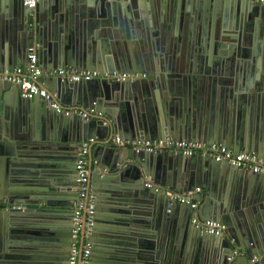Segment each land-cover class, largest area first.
Masks as SVG:
<instances>
[{"label":"water","instance_id":"water-1","mask_svg":"<svg viewBox=\"0 0 264 264\" xmlns=\"http://www.w3.org/2000/svg\"><path fill=\"white\" fill-rule=\"evenodd\" d=\"M146 2L0 0V65L25 66L34 46L42 85L62 108L0 81V201L9 205L0 209V264H61L85 240L88 264H251L264 255L263 174L113 142L171 135L264 156V4ZM58 66L99 75L63 81ZM67 105L94 113L66 115ZM90 137L98 206L90 234L74 237L75 160ZM198 184L199 218L224 224L221 235L196 227L194 209L161 191Z\"/></svg>","mask_w":264,"mask_h":264},{"label":"built area","instance_id":"built-area-1","mask_svg":"<svg viewBox=\"0 0 264 264\" xmlns=\"http://www.w3.org/2000/svg\"><path fill=\"white\" fill-rule=\"evenodd\" d=\"M260 4H264V0H252ZM23 4L28 8H33L37 4V0H23ZM54 74L60 77L61 80L88 81L92 77L98 76V71L89 72L79 68H72L69 66H58L52 70ZM43 70L37 63V54L34 46L28 47L27 64L16 65L10 68H0V80L8 81L19 87L20 93L23 97L32 98L38 95L44 98L49 106L54 110L60 112L62 108L60 104L54 99L45 86L42 85ZM111 76L117 80H125L140 76V74L130 73H116L113 72ZM145 76V74H141ZM77 112L81 117L88 118L94 113V108L89 107L86 110L78 108H66L64 113L66 115ZM94 137H90L82 141L77 150V157L75 160V182L79 196V203L74 211L72 217V235L78 237L81 229H84L85 234H90L93 228L94 215H95V201L98 198L97 192L94 190V184L89 182V176L86 169L87 153L91 142ZM114 143L119 146H129L135 151L146 152H161L164 150H173L186 156L208 155L217 161H224L232 164L241 169H249L253 173L264 175V156H259L253 152L239 151L234 152L231 148L226 147L220 143L205 144L200 141L179 140L171 135L155 139H124L116 136L113 139ZM146 185L150 186L149 183ZM162 193L169 198L178 200L181 203L189 204L194 209V216L191 218L192 224L201 228L203 231L219 235L225 230V225L221 222L200 219L197 215V207L199 200L197 194L200 193V187H195L187 191H176L171 188H162ZM15 206V205H13ZM21 205H18V208ZM5 200L0 201V209L8 208ZM91 242L84 241L81 251L78 249V244L73 243L71 254L69 257L70 264H77L78 255H81L80 264H88V259L91 253ZM251 264H264L263 257H253Z\"/></svg>","mask_w":264,"mask_h":264},{"label":"crops","instance_id":"crops-1","mask_svg":"<svg viewBox=\"0 0 264 264\" xmlns=\"http://www.w3.org/2000/svg\"><path fill=\"white\" fill-rule=\"evenodd\" d=\"M141 2H142V5H144V7L146 8V5H148V3L146 2V0H141ZM146 14V16H147V14L148 13H145ZM51 66V65H50ZM0 68H2L3 69V67L0 65ZM0 81H3V80H0ZM67 108H75L74 106H69V105H67L66 106ZM77 108V107H76ZM195 187H200V189H201V191H200V193H202V191H203V188L201 187V185H196V186H194L193 188H195ZM188 190H191V189H188ZM200 201V200H199ZM95 207H97L98 206V204L97 203H95ZM197 215H198V211H197ZM194 216V213L192 214V216H191V218ZM199 216V215H198ZM191 222V221H190ZM223 233V232H222ZM219 235H221V234H219ZM172 262H174V260L172 261Z\"/></svg>","mask_w":264,"mask_h":264},{"label":"flooded vegetation","instance_id":"flooded-vegetation-1","mask_svg":"<svg viewBox=\"0 0 264 264\" xmlns=\"http://www.w3.org/2000/svg\"><path fill=\"white\" fill-rule=\"evenodd\" d=\"M61 264H70L69 258L68 257H66V259L63 258Z\"/></svg>","mask_w":264,"mask_h":264},{"label":"clouds","instance_id":"clouds-1","mask_svg":"<svg viewBox=\"0 0 264 264\" xmlns=\"http://www.w3.org/2000/svg\"><path fill=\"white\" fill-rule=\"evenodd\" d=\"M192 223V222H191ZM264 255H262L261 257H263ZM256 257V256H255ZM260 257V256H259Z\"/></svg>","mask_w":264,"mask_h":264}]
</instances>
